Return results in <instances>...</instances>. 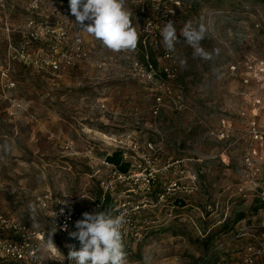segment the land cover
I'll list each match as a JSON object with an SVG mask.
<instances>
[{"label": "rangeland", "instance_id": "374dc122", "mask_svg": "<svg viewBox=\"0 0 264 264\" xmlns=\"http://www.w3.org/2000/svg\"><path fill=\"white\" fill-rule=\"evenodd\" d=\"M151 1L126 0L139 43L134 51L117 53L83 31L65 3L0 0V222L14 218L47 238L52 233L53 244L47 246L64 256L65 240L38 199L66 193L94 203L101 179L109 175L106 158L120 150L132 153V142L142 150L150 143L157 166L187 160L199 185L157 203L165 178L170 180L167 174L160 177L152 202L132 213L140 235L123 241L128 264L240 261L249 248L264 249V204L237 193L246 145V123L239 114L251 115L258 101L264 105V84L246 87L240 74L229 70L264 59V0H161L165 7L178 5L180 31L189 21L205 26L200 45L211 53L207 60L194 57L183 40L177 76L164 84L147 78L143 55L157 56L141 48L143 24L153 16ZM31 21L63 28L66 40L57 44L59 51L76 48L79 36L80 52L70 50L76 65L54 72L32 64L40 48L46 58L52 49L31 38ZM157 62L160 75L163 62ZM223 118L236 130L219 141L210 131ZM127 188L118 186V194L99 211L113 216L119 204L137 205L140 197ZM29 203L38 209L35 221ZM240 215L244 218L237 221ZM254 264H264V252Z\"/></svg>", "mask_w": 264, "mask_h": 264}, {"label": "built area", "instance_id": "2783aa9c", "mask_svg": "<svg viewBox=\"0 0 264 264\" xmlns=\"http://www.w3.org/2000/svg\"><path fill=\"white\" fill-rule=\"evenodd\" d=\"M151 18H147L143 24V48L150 50L157 56L159 62H163V66L158 75L157 69L150 63L146 64L147 78L149 80H157L160 82L172 81L176 78L178 68L176 65V55L178 45L184 40L180 36L179 11L176 6L165 7L161 0H152ZM169 20L175 23L179 42L175 45L174 52H168L162 42L161 30ZM30 36L36 41L44 40V45L52 49L50 57H44L43 49L40 48L36 54L37 57L32 62L38 68L48 67L51 71H58L62 66L76 65V59L73 52H80L83 41L78 36L75 41L76 48L66 47L59 51L57 44H62L66 40V33L63 28L53 27L48 22L36 23L31 21L28 24ZM72 50L73 52H71ZM75 53V52H74ZM25 59V55L21 56ZM149 59V56H146ZM28 63L27 59L24 61ZM241 67V68H240ZM231 65L229 74L239 75L246 87L256 83L264 84V59L249 60L243 65ZM161 99L158 98V102ZM257 106L259 108H257ZM240 118L245 120L246 129L243 131V137L246 145L242 152V174L244 180L237 185V193L244 199L256 198L264 204V105L258 101L252 109V114L247 115L246 111L239 114ZM220 125L210 131V135L219 141L228 140L231 132H235L230 120L223 118ZM129 149L132 153L122 151L123 161L130 163V167L126 173L118 170V168L105 160L103 162L106 169L110 170L109 175L101 179L99 183L100 197L94 201L89 197L90 202L85 203L76 200L72 196L63 193L53 196L48 193L38 199L39 207L44 211L53 229L65 240L66 254L60 255L57 250H52L46 245L47 236L45 233L36 231L27 225L21 224L14 218L3 219L0 222V230L10 233V237L0 238V261H10L18 264H75V261L67 259L70 250H79L81 245L78 239L72 238L69 233L77 231L76 221L83 218L85 212L99 211L104 207L110 197L118 194V186L128 188L125 190L129 194L140 197L138 204L131 207L130 201L119 204L113 217L120 215L125 216V224L122 227L123 241L129 237H138L139 226L133 212L143 210L152 202V196L156 190L158 180L162 175H169L170 180L166 181L162 187V191L157 194V203H162L177 194H188L190 190L198 189V175L193 172L186 163L187 160H176L168 162L162 166L155 163L156 150L152 144L142 150L137 144L132 142ZM128 156L131 157L128 160ZM131 181V182H130ZM84 200V199H82ZM81 202V203H80ZM84 202V203H83ZM92 202V203H91ZM46 251V252H45ZM45 256H43L44 253ZM264 249L254 251L249 248L240 261H227L223 264H254L255 258L262 254Z\"/></svg>", "mask_w": 264, "mask_h": 264}, {"label": "clouds", "instance_id": "9594fccd", "mask_svg": "<svg viewBox=\"0 0 264 264\" xmlns=\"http://www.w3.org/2000/svg\"><path fill=\"white\" fill-rule=\"evenodd\" d=\"M71 14L79 27L100 41L113 52L134 51L139 43V33L132 23V12L126 7V0H69ZM85 21H88L85 24ZM205 26H194L191 21L185 23L180 32L186 43L194 50V57L211 59V53L201 47L205 37ZM162 42L168 52L175 51L179 42L175 23L169 20L161 30ZM218 54L219 50H215ZM186 66V60H181ZM31 220L35 221L38 209L29 203ZM125 216H111L104 211L83 213V218L76 221L77 231L69 233L78 239L80 249L70 250L68 260L75 264H128L124 251L122 227ZM39 226L38 224L36 225ZM52 233L48 235L46 245L53 244Z\"/></svg>", "mask_w": 264, "mask_h": 264}, {"label": "trees", "instance_id": "16d2710c", "mask_svg": "<svg viewBox=\"0 0 264 264\" xmlns=\"http://www.w3.org/2000/svg\"><path fill=\"white\" fill-rule=\"evenodd\" d=\"M59 2L65 3L67 5H69V0H58ZM141 48L143 49V46L141 44ZM151 55H149V59L146 60L145 55H143V60L145 62V64H147V62H150L156 69H158V62L154 57H150ZM107 162H109L110 164L116 166L118 168L119 171L126 173L130 167V163H126L123 161V156H122V152L121 151H115L113 154L109 155L106 158ZM178 204L182 205L183 202H178ZM244 215H240V217L237 219V221L241 220ZM5 237V234L0 230V238Z\"/></svg>", "mask_w": 264, "mask_h": 264}]
</instances>
